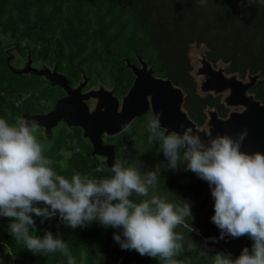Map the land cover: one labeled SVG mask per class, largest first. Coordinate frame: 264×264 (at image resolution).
I'll list each match as a JSON object with an SVG mask.
<instances>
[{"label":"trees","instance_id":"obj_1","mask_svg":"<svg viewBox=\"0 0 264 264\" xmlns=\"http://www.w3.org/2000/svg\"><path fill=\"white\" fill-rule=\"evenodd\" d=\"M0 34L10 38L7 44L0 41V118L10 125L18 116L49 114L66 96L46 76L18 70L13 50L31 65L48 64L74 88L85 81V91L106 86L119 100L135 80L127 62L139 65L141 57L157 77L169 79L184 92V109L201 129L209 110L223 119L231 113L221 94L199 92L190 51L192 45L204 46L207 60L223 63L226 74L244 81L258 76L250 93L264 104V5L259 0L250 7L239 0H0ZM151 115L152 110L134 120L129 132L106 137V143L114 145L112 164L119 160L125 167L136 166L142 179L149 172L158 177L147 197L133 193L130 199L138 203L155 195L177 206L189 203L192 218L185 222L193 231L182 225L175 229L184 236L183 251L175 257L179 264H212L217 253L235 259L243 248L251 250L253 241L247 236L219 238L220 231L211 222L214 200L207 182L185 171L183 163L169 169L159 142L149 144L146 125ZM39 128L35 136L58 174L69 179L74 173L93 179L112 175L107 159L93 153L80 127L62 121L49 134ZM33 219L36 227L30 233L59 235L75 264H96L97 255L107 256L106 264H163L135 250H122L113 239L120 230L98 222L73 230L58 216L43 223L41 217ZM9 223L0 217V264H68L60 252H29L9 235Z\"/></svg>","mask_w":264,"mask_h":264},{"label":"clouds","instance_id":"obj_2","mask_svg":"<svg viewBox=\"0 0 264 264\" xmlns=\"http://www.w3.org/2000/svg\"><path fill=\"white\" fill-rule=\"evenodd\" d=\"M239 3L250 7L257 0ZM259 3L264 5V0ZM146 126L149 144L159 142L169 169L176 170L183 163L185 171L209 185L214 200L211 222L219 229V238L247 236L253 241L251 250L243 248L235 259L217 253L212 264H264V154L241 151L247 129L235 139L227 134H208L203 139L183 124L182 132H169L161 126L160 114L151 115ZM39 127L35 119L18 116L10 125L0 118V217L9 219V235L17 243L34 255L60 252L68 257V264H75L68 244L59 235L54 237L50 231L42 237L30 233L36 227L33 216L41 217V223L58 216L73 230L92 222L118 229L113 239L122 250H135L163 264H179L175 257L183 251L184 236L175 229L182 225L193 231L185 222L192 218L189 203L177 206L155 195L134 202L130 199L133 193L147 197L158 177L149 172L142 179L136 166L125 167L119 160L112 165L109 178L74 173L69 179L58 174L35 136ZM121 130L129 132L131 124H122Z\"/></svg>","mask_w":264,"mask_h":264},{"label":"water","instance_id":"obj_3","mask_svg":"<svg viewBox=\"0 0 264 264\" xmlns=\"http://www.w3.org/2000/svg\"><path fill=\"white\" fill-rule=\"evenodd\" d=\"M139 65L127 62V66L135 75L133 86L120 101L112 91L89 90L85 92L87 81L74 88L68 79L57 70L46 67L37 69L28 63L24 72H32L38 76H46L52 85L62 88L66 96L59 99L52 112L43 116L24 115L23 118L35 119L40 127L49 134L64 121L71 126L80 127L84 136L93 146V153L105 157L109 167L115 160L114 145L107 144L104 136H115L122 132L121 125L131 124L134 120L152 110L153 115L160 114V123L169 132H182L180 125L191 127L199 132L203 139L211 134L229 135L235 139L239 133L247 129L241 151L246 153L260 152L264 154V104L257 100L250 90L256 84L258 76H250L248 81L237 75L227 77L225 69L215 70L212 63L203 61L200 73L206 75L204 89L216 95L230 91L225 104L228 108L241 107V112H231L226 119L220 118L216 111L209 113V132L202 130L189 118L184 109V92L169 79L157 77L154 70L141 57ZM97 99L99 109L92 114L88 101Z\"/></svg>","mask_w":264,"mask_h":264},{"label":"rangeland","instance_id":"obj_4","mask_svg":"<svg viewBox=\"0 0 264 264\" xmlns=\"http://www.w3.org/2000/svg\"><path fill=\"white\" fill-rule=\"evenodd\" d=\"M0 41L4 44H7L9 43L10 41V38L8 36H4L2 34H0ZM13 55H14V60H13V64L14 66L18 69V70H23L26 68L27 64L29 63V61L26 59V58H23L20 53L16 50H13ZM190 57H191V61H192V64H193V67H194V71H193V75L194 77L196 78L197 80V83H198V87H199V92L202 94V95H206L208 93H212V94H215L214 92L212 91H207L204 89V83L207 79V76L206 75H202L200 73L201 69L203 68V61L206 59V55H205V47L204 46H197V45H192L191 47V51H190ZM32 67H35V68H38V69H42V65L40 66H36V65H33L32 64ZM46 68L50 69V70H53V68H51L48 64L45 65ZM212 67L215 69V70H218V69H225L226 66L219 62L217 63L216 65H214L212 63ZM231 75H228L227 74V77H230ZM248 81V80H246ZM100 89H105L106 91H111L109 88H107L106 86L104 87H95L91 90H100ZM223 96V101L225 102L226 98L230 95V91H226L224 93L221 94ZM122 101V100H120ZM89 106H90V110H91V113L92 114H96L98 111H103L104 108H101L99 109V105H98V100L97 99H91L89 102ZM231 110V112H241L243 111V108L241 107H231L229 108ZM211 111H214V110H209L208 112V116H209V113ZM210 119V117H209ZM209 122V120H208ZM206 124L205 127L201 128L202 130H205L207 132H209L210 130V126L209 124ZM40 128L38 129L37 132H40ZM43 133H47L45 129H43ZM197 234H200L199 230H195ZM96 259H97V262L96 264H106L107 261H108V258L107 256L105 255H97L96 256Z\"/></svg>","mask_w":264,"mask_h":264},{"label":"flooded vegetation","instance_id":"obj_5","mask_svg":"<svg viewBox=\"0 0 264 264\" xmlns=\"http://www.w3.org/2000/svg\"><path fill=\"white\" fill-rule=\"evenodd\" d=\"M75 88H76V87H75ZM85 92H86V91H85ZM88 102H89V101H88ZM88 104H89V103H88ZM43 129H44V128H43ZM106 137H107V136H104V141H105V143H106ZM107 144H108V143H107Z\"/></svg>","mask_w":264,"mask_h":264}]
</instances>
